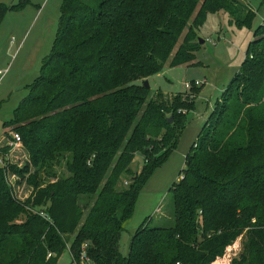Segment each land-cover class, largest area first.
<instances>
[{
	"label": "trees",
	"instance_id": "16d2710c",
	"mask_svg": "<svg viewBox=\"0 0 264 264\" xmlns=\"http://www.w3.org/2000/svg\"><path fill=\"white\" fill-rule=\"evenodd\" d=\"M26 2L0 3V23ZM248 4L61 0L52 53L10 121L28 161L0 168V264H57L67 248L75 264L82 252L89 264H214L242 236L230 264H264V22L170 189L172 226L146 219L126 257L118 246L138 194L176 147L193 105L194 93L152 100L143 82L167 61L194 64L207 16L225 12L249 27ZM139 152L144 165L135 173ZM61 163L67 176L57 175ZM9 172L27 175L25 200ZM123 177L128 185L119 189Z\"/></svg>",
	"mask_w": 264,
	"mask_h": 264
},
{
	"label": "rangeland",
	"instance_id": "374dc122",
	"mask_svg": "<svg viewBox=\"0 0 264 264\" xmlns=\"http://www.w3.org/2000/svg\"><path fill=\"white\" fill-rule=\"evenodd\" d=\"M20 1L0 0V3L8 6ZM237 1L248 4L243 0ZM60 4L61 0H27L18 10L9 12L2 18L0 70L4 74L0 77V143L4 136L14 131L10 125L13 112L28 97L30 86L38 78L45 60L52 53L59 25ZM248 5L255 15L249 27L238 26L225 12L207 16L198 32V37L204 43L195 54L194 64L170 67L167 61L158 74L147 79L152 100H156L158 94H161L169 103L173 96L180 94L184 98L187 94L194 93L193 105L191 110L183 113V122L177 128L180 136L176 147L167 160L155 169L138 194L132 217L118 242L119 251L124 257L128 255L132 236L144 220L149 219L151 227H170L173 224L170 189L180 181L186 154L198 140L214 107L240 70L256 28L264 22V0H249ZM193 82L200 83V87L194 88V92L192 89H185V84ZM27 161L26 152L18 149L12 151L9 163L21 169ZM143 165L142 154L136 153L130 166L132 172L138 173ZM56 172L57 175H68L64 163L56 167ZM42 177L43 181L56 180ZM26 178L27 175L21 180L10 172L6 177L20 200H25L32 192L31 186L25 183ZM127 185L128 180L123 177L118 188H125ZM244 239L245 237H240L214 264H230L233 258H238ZM70 260L67 248L57 264H72Z\"/></svg>",
	"mask_w": 264,
	"mask_h": 264
},
{
	"label": "built area",
	"instance_id": "2783aa9c",
	"mask_svg": "<svg viewBox=\"0 0 264 264\" xmlns=\"http://www.w3.org/2000/svg\"><path fill=\"white\" fill-rule=\"evenodd\" d=\"M4 72L0 70V77L3 76ZM192 87H200V83L198 82H193L192 84H185V89L189 90ZM194 147H196V144H194ZM22 149V141L21 137L19 136L18 133L11 131L8 133V136H4L2 142L0 143V168L6 169L7 165L10 164V156L12 151ZM20 199V198H18ZM38 215L43 218L44 220L48 221L51 223L50 218L48 215L40 211L38 212ZM50 257V254L48 255ZM80 263H87L89 264V259L85 256L84 252L80 254L79 257Z\"/></svg>",
	"mask_w": 264,
	"mask_h": 264
},
{
	"label": "water",
	"instance_id": "95a60500",
	"mask_svg": "<svg viewBox=\"0 0 264 264\" xmlns=\"http://www.w3.org/2000/svg\"><path fill=\"white\" fill-rule=\"evenodd\" d=\"M198 43H199V45H201V44L204 43V40L201 39L200 37H198ZM143 85H144V87H145L146 89H149V84H148V81H147V80H145V81L143 82ZM168 122H169V124L172 123V116H170V117L168 118Z\"/></svg>",
	"mask_w": 264,
	"mask_h": 264
},
{
	"label": "crops",
	"instance_id": "0c3cea01",
	"mask_svg": "<svg viewBox=\"0 0 264 264\" xmlns=\"http://www.w3.org/2000/svg\"><path fill=\"white\" fill-rule=\"evenodd\" d=\"M21 1H23V0H21ZM14 5H15V4H14ZM71 240H72V237H71ZM70 259H71L70 261H71V263H72V258H71V256H70ZM72 264H74V263H72Z\"/></svg>",
	"mask_w": 264,
	"mask_h": 264
}]
</instances>
